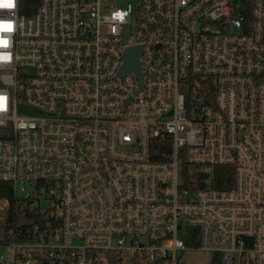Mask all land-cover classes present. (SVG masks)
I'll list each match as a JSON object with an SVG mask.
<instances>
[{
    "label": "built area",
    "instance_id": "obj_1",
    "mask_svg": "<svg viewBox=\"0 0 264 264\" xmlns=\"http://www.w3.org/2000/svg\"><path fill=\"white\" fill-rule=\"evenodd\" d=\"M12 4L0 264H264V0Z\"/></svg>",
    "mask_w": 264,
    "mask_h": 264
},
{
    "label": "rangeland",
    "instance_id": "obj_2",
    "mask_svg": "<svg viewBox=\"0 0 264 264\" xmlns=\"http://www.w3.org/2000/svg\"><path fill=\"white\" fill-rule=\"evenodd\" d=\"M178 264H220V259L211 251L190 248L179 252Z\"/></svg>",
    "mask_w": 264,
    "mask_h": 264
},
{
    "label": "trees",
    "instance_id": "obj_3",
    "mask_svg": "<svg viewBox=\"0 0 264 264\" xmlns=\"http://www.w3.org/2000/svg\"><path fill=\"white\" fill-rule=\"evenodd\" d=\"M40 2L41 0H21V6H20L21 13H24L27 15L35 13L40 5ZM219 168L225 171H229L231 167L225 166V167H219ZM215 185L218 187L227 186L223 184L221 180L219 179L217 180ZM11 194H12V190L10 189V184L0 182V198L7 197V196L11 197Z\"/></svg>",
    "mask_w": 264,
    "mask_h": 264
},
{
    "label": "water",
    "instance_id": "obj_4",
    "mask_svg": "<svg viewBox=\"0 0 264 264\" xmlns=\"http://www.w3.org/2000/svg\"><path fill=\"white\" fill-rule=\"evenodd\" d=\"M141 47L140 46H135L132 48L127 49L126 51V62L125 65L123 67V70H127V71H135L137 76L139 77V79L141 81H143V74H142V70H141V63H140V54H141ZM142 86V84H141ZM202 177H205V175L203 174ZM19 224H23V218L21 217L19 220Z\"/></svg>",
    "mask_w": 264,
    "mask_h": 264
},
{
    "label": "snow or ice",
    "instance_id": "obj_5",
    "mask_svg": "<svg viewBox=\"0 0 264 264\" xmlns=\"http://www.w3.org/2000/svg\"><path fill=\"white\" fill-rule=\"evenodd\" d=\"M12 6H13L12 0H0V7L11 8ZM0 30L11 31L12 30V26L10 24H8V25H0ZM6 45H7V41H0V46H6ZM0 59H8V58L7 57H2Z\"/></svg>",
    "mask_w": 264,
    "mask_h": 264
},
{
    "label": "clouds",
    "instance_id": "obj_6",
    "mask_svg": "<svg viewBox=\"0 0 264 264\" xmlns=\"http://www.w3.org/2000/svg\"><path fill=\"white\" fill-rule=\"evenodd\" d=\"M124 15L126 16V15H127V13H124Z\"/></svg>",
    "mask_w": 264,
    "mask_h": 264
}]
</instances>
